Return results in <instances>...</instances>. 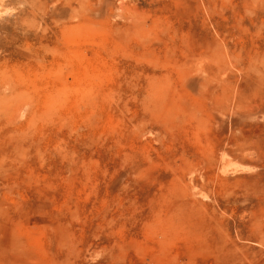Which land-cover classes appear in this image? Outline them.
I'll use <instances>...</instances> for the list:
<instances>
[{
  "label": "rangeland",
  "instance_id": "rangeland-1",
  "mask_svg": "<svg viewBox=\"0 0 264 264\" xmlns=\"http://www.w3.org/2000/svg\"><path fill=\"white\" fill-rule=\"evenodd\" d=\"M0 264H264V0H0Z\"/></svg>",
  "mask_w": 264,
  "mask_h": 264
},
{
  "label": "clouds",
  "instance_id": "clouds-1",
  "mask_svg": "<svg viewBox=\"0 0 264 264\" xmlns=\"http://www.w3.org/2000/svg\"><path fill=\"white\" fill-rule=\"evenodd\" d=\"M12 11L13 10H11V9H7L4 12H0V16L9 15V14H11Z\"/></svg>",
  "mask_w": 264,
  "mask_h": 264
}]
</instances>
